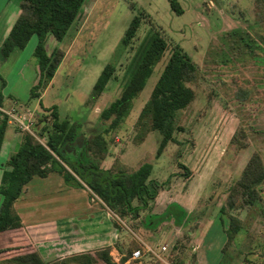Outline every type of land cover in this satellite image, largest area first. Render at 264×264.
Returning <instances> with one entry per match:
<instances>
[{"label": "rangeland", "instance_id": "374dc122", "mask_svg": "<svg viewBox=\"0 0 264 264\" xmlns=\"http://www.w3.org/2000/svg\"><path fill=\"white\" fill-rule=\"evenodd\" d=\"M4 1L0 0V8ZM19 2L11 0L10 6L19 7ZM178 2L183 8L180 14L170 0H85L79 20L71 24L64 38L57 42L49 34L45 40L48 52L58 45L64 54L41 100L30 97L38 76L33 54L36 35L8 58L0 55V75L5 81L0 88L4 96L15 100L6 106L19 105L17 110L27 115V108L33 110L31 129L37 139L46 140L39 133L43 125L51 124V109L56 105L60 119L78 125L80 145L85 137L103 133L104 156L88 151L102 167L114 165L131 172L148 161L153 165L150 178L161 185L146 207L125 215L110 209L86 188L85 199L110 213L115 235L107 233L111 237L106 235L95 246L77 244L60 256L91 252L95 264H106L95 251L109 247L116 264H264V179L257 185L259 197L253 203L239 195L237 205L227 204L229 190L250 155L258 151L264 160V0ZM135 15L140 24L129 44L123 45L122 36ZM154 32L166 46L128 115L104 133L111 119L102 118L100 112L120 95L130 69ZM173 46L185 50L196 65V75L187 82L195 96L177 112L174 140L157 153L161 132L149 130L138 140L137 122ZM107 62L115 65V71L103 91L95 94L93 84ZM7 157L2 151L0 176ZM46 180L35 177L26 184L27 192L16 202L23 215L45 218L60 214L63 207L56 211L55 203L61 193L55 182ZM42 191H53L48 195L52 202L43 199ZM1 199L0 194V203ZM134 204L141 202L135 199ZM231 215L239 218L240 229L227 241ZM13 232H0V260L6 256L1 250L21 246L9 240L17 234ZM64 238L78 237L71 231ZM163 242L169 243L163 255L166 262L153 252L145 253L141 260L130 259L137 246L147 243L157 250Z\"/></svg>", "mask_w": 264, "mask_h": 264}, {"label": "trees", "instance_id": "16d2710c", "mask_svg": "<svg viewBox=\"0 0 264 264\" xmlns=\"http://www.w3.org/2000/svg\"><path fill=\"white\" fill-rule=\"evenodd\" d=\"M85 0H20V11L7 32L0 53L8 58L15 49H22L32 35L37 42L33 54L37 59L38 78L30 88V97H38L53 78L60 64L63 51L58 45L48 52L45 48L47 36L52 35L60 42L69 27L82 14ZM170 5L178 14L183 8L178 0H170ZM140 24V18L135 15L126 28L121 43L129 44ZM166 46L157 32L151 36L146 48L133 64L123 85L120 95L104 107L100 116L111 119L104 133L116 128L128 115L133 99L143 89L153 71L155 60ZM115 65L107 62L93 84V92L99 94L112 77ZM196 65L190 55L179 46H173L171 53L161 70L151 92L139 113L138 125L142 140L149 130H159L162 138L158 145L160 153L169 140H174L173 132L176 126L177 112L187 106L194 98L195 91L187 83L196 75ZM5 84L0 75V87ZM0 88V106L3 104ZM52 122L43 125L39 135L44 136L43 142L29 131H22L15 151L9 154L2 163L0 177V232L20 227L21 217L15 209V201L21 195L24 185L34 176H46L51 171H57L72 186L88 188L96 194L110 209L125 215L137 214L146 207L158 193L160 183L150 178L152 163L144 161L135 170L127 172L120 167H102L88 151H97L98 156H104L106 139L103 133L90 135L78 145L80 135L78 125L68 119H60L56 105L51 109ZM9 125L8 116L0 109V151ZM74 151H71V148ZM264 179V160L258 151H254L241 174L232 184L228 196L229 206L237 205L239 195L244 201L253 203L259 197L257 185ZM137 199L141 204H134ZM240 229V220L231 215L227 228L228 240L232 239ZM137 247H141L137 246ZM106 264H116L110 255V248L95 251ZM5 257L0 263L10 264H95L96 258L91 252H80L53 260H45L29 243L1 250Z\"/></svg>", "mask_w": 264, "mask_h": 264}, {"label": "crops", "instance_id": "0c3cea01", "mask_svg": "<svg viewBox=\"0 0 264 264\" xmlns=\"http://www.w3.org/2000/svg\"><path fill=\"white\" fill-rule=\"evenodd\" d=\"M5 5H7L8 7H5ZM10 5L11 0H5L2 7L0 8V31H2V35L0 32V47L12 23L14 22L12 21L13 18L15 16L17 17L20 11V8L17 6V4L12 6ZM77 20H79V18L76 19V21ZM54 77L55 74L49 84L53 82ZM36 81H33L32 84H34ZM44 89L38 96L40 100L42 99ZM9 100L15 102L11 95L3 96V104L1 106L6 108L16 107L17 109L19 105H16L14 103L6 106V103H8ZM40 106L47 107L43 104H41ZM27 110H29V112L33 114L32 109L27 108ZM9 124L11 126V130H8V125L5 131V136L0 151V154L2 151H4L8 153V156L10 153L16 150L21 138V131H16L11 123ZM2 163H4V160ZM3 166L5 167V165H2V167ZM35 177H41L47 179L46 181L51 180V182H55V188L61 193L59 201L55 203L59 207L56 209V211L61 208V205L63 207L58 211L60 212V214L46 216L47 218H36L31 217V215L28 216L30 213L23 215L18 210L16 205L17 200L23 193L25 194L27 192L26 184L35 179ZM27 183L24 185L21 195L14 203L15 209L17 208L16 210L21 217L22 225L17 228L5 230H13V233H17L13 234L12 237L9 238L11 243H29L32 248H35L40 253L43 259L49 261L55 258L63 257L60 255H63L65 252L68 253L72 251L73 249H75V246L77 244L95 246L99 244L106 235H109L107 233L115 235L114 228L111 226V221H109L110 216L108 215H110V213L107 212V210H104V208H102L100 204L90 202L89 199H85V196L88 195L85 187L72 186L67 184L63 177L57 171H51L46 176L34 175ZM52 192L53 191H42L40 194L42 195L43 199L45 198L47 200V202H52V200L50 199L52 197L48 196ZM71 231H73L75 236L78 238L66 240L64 238L65 234L67 232L71 233ZM19 232L21 233L18 234ZM76 233H78V235H76ZM111 235L109 236L111 237ZM110 239L108 243H112Z\"/></svg>", "mask_w": 264, "mask_h": 264}, {"label": "built area", "instance_id": "2783aa9c", "mask_svg": "<svg viewBox=\"0 0 264 264\" xmlns=\"http://www.w3.org/2000/svg\"><path fill=\"white\" fill-rule=\"evenodd\" d=\"M0 109L7 114L9 123H14L16 126H18L23 131H29L30 133L34 134L32 131V115L31 112L29 114L21 113L19 112L16 107L6 108L0 106ZM35 135V134H34ZM169 249V243L163 242L157 247V250H154V248L151 246V244H144V247H137L134 250H132L130 259L132 260H141L145 253L153 252L155 253L161 260L166 262V259L164 258V254H167Z\"/></svg>", "mask_w": 264, "mask_h": 264}, {"label": "flooded vegetation", "instance_id": "af4514ba", "mask_svg": "<svg viewBox=\"0 0 264 264\" xmlns=\"http://www.w3.org/2000/svg\"><path fill=\"white\" fill-rule=\"evenodd\" d=\"M77 142H78V145H80L79 141H77Z\"/></svg>", "mask_w": 264, "mask_h": 264}]
</instances>
